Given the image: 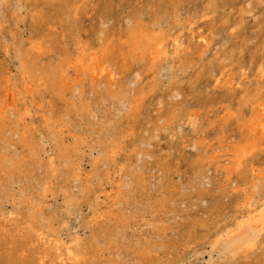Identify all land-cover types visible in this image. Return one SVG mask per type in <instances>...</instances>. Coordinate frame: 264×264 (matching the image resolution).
Returning <instances> with one entry per match:
<instances>
[{
	"label": "rangeland",
	"instance_id": "1",
	"mask_svg": "<svg viewBox=\"0 0 264 264\" xmlns=\"http://www.w3.org/2000/svg\"><path fill=\"white\" fill-rule=\"evenodd\" d=\"M69 1L0 0V73L17 78L13 50L37 42L36 75L60 85L59 69L75 63L78 47L116 44L138 24L166 37L191 27L214 38V49L194 54L183 72L169 45L160 73L128 64L110 91L84 84L74 98L51 86L36 96L45 108L26 137L13 124L0 128V264H264V231L234 255L219 247L264 207L260 188H250L264 170V138L241 168L234 164L236 149L253 142L251 101L264 88V0ZM220 70L227 82H216ZM45 114L67 121L64 152L43 129Z\"/></svg>",
	"mask_w": 264,
	"mask_h": 264
},
{
	"label": "bare ground",
	"instance_id": "2",
	"mask_svg": "<svg viewBox=\"0 0 264 264\" xmlns=\"http://www.w3.org/2000/svg\"><path fill=\"white\" fill-rule=\"evenodd\" d=\"M17 1H19V0H17ZM59 1H61V2L63 1V4H67V5L70 2L69 0H59ZM263 3H264V1H263ZM213 5H214V3H213ZM73 7L75 8L76 5ZM163 8H165V7H163ZM75 10H76V8H75ZM168 10H170V9H168ZM170 11L176 12V9L172 8ZM242 11H243V9H240L241 13L244 12V11L243 12ZM162 12H163V10H162ZM165 13H166V10L163 12V15H165ZM176 16H177V13H176ZM200 20H202V19H200ZM160 23H162V22H160ZM141 26L142 25H140V24L135 26L136 28L133 29L132 31L130 30L131 32L129 35L127 34L128 36L126 39L121 40L119 38V40H116V44H114L113 41H107V42L105 41L106 42L105 46L104 47L102 46V48L99 50H92V48H90L88 46L78 47L77 48L78 49V57L76 56L77 59L75 60V63L73 65H71L68 61L67 65L64 66V64H65L64 63L59 69L58 75H59V83H61L60 85H58V83L54 79H52L53 77L51 75H50L52 77V78L50 77L52 79L51 81L45 80L44 77L43 78L39 77L40 75H38V76L36 75V72H38V68H37L38 67V58L37 57L41 58L44 55L43 46L40 43L36 42L27 48H23V47L15 48L13 50V57L12 58H13V61L16 62L18 64V67L20 68V72L18 71L19 74L17 75V78L15 75H12V73H11V75L10 74L4 75V74H2V72L0 73V128L2 127V129H3V127H8L10 124L11 125L13 124L14 128L20 127V129H22V133H21L22 137H26V134L28 133L29 125L32 124L31 121L33 120L34 113L37 111H41L43 108H45L44 106H42L41 102L36 101V98H37L36 96L40 92H43L44 94H48L50 92L49 89L51 86L53 87V88H51V90H52L51 94H53L54 91L57 89V91L59 92V94L61 96H63L64 94L66 95L68 93L67 91H71V94L74 97L75 91L76 90L78 91L79 88L81 89L82 87H84L83 86L84 84L93 85L95 88L98 87V85H100V86L104 85V86H107V87H105L107 89V91H110V90H114V88H116V81L118 79V76L123 73L121 69L126 67L128 64H132V65L133 64L134 65L135 64H143L145 66H149V68H154V66H156V68H157V66H159L158 72L160 73L163 66L165 65L166 61L168 60L166 58V54H167V48L169 45H171L172 49L175 50L176 54H179V56H180V58H178L180 61L179 67L182 69L183 72L185 71V69H187V67L189 65L192 64V59H193L194 54H196L198 52L199 53V55H198L199 59L201 60L204 57V55L207 54V52H209L214 46V43H213L215 40L214 38H212L209 34H204L202 32H198L196 30L195 31L191 30V27H189L188 34L186 36H183V34L181 32H179L178 34H174L170 37H166V36L161 35V33H160L161 30H159V32H155V31H150L146 28H141ZM174 26H177V31L181 28V26L178 25L177 22H176V24L173 25V27ZM11 27H13V26H11ZM183 29H185V28H183ZM185 31H187V30H185ZM9 35H11V34H9ZM12 37L13 36H11V38ZM45 42H46V40H45ZM9 51L10 50H8L7 48H4V50H3L5 55H7L9 53ZM193 61H194V59H193ZM127 69H125V70H127ZM131 74H133V73H131ZM72 75H73V83L70 85L69 81H70V76H72ZM138 75H139V73L135 71L133 76H135V78H137ZM242 75L243 74H240V75L236 76V78L230 77L229 78V80H231L230 84L231 85H237L239 83V81H241ZM220 81L227 82V77H226L225 71H222V70L219 71V77L216 79V82H220ZM118 90L119 89H117L116 91H118ZM262 90L263 91L259 92V95L255 100L251 101L250 99H248L252 103L256 104V107H254V109H253L254 118H252L253 120L250 124L251 125L250 128L253 130L252 131L253 133L251 132V134H252L251 137H253V142L247 141L244 145H241L240 147H238L236 149V151L234 152V164H235L236 170H238L239 168H241L244 165V163L248 157H251L256 151H258L260 149V147H261L260 141H261V139L264 138V88ZM55 93H56V91H55ZM126 93H128V92H126ZM112 94H113V96H112ZM112 94L109 93V96H111L112 99H117L118 101H121L122 103L124 102L125 104L128 103V102L126 103V101H128L127 96L129 94L126 97L123 96L120 98L117 97L118 93L113 91ZM65 95H64V97H65ZM106 95H107V93H106ZM50 96H47V97H50ZM40 98H41V96H40ZM44 98H42V100ZM72 98H69V99H72ZM64 99L67 100V97ZM56 100H57V98H56ZM51 101H52V99H51ZM60 101H62V99ZM132 101H135V100L133 99ZM70 102H72V101H70ZM43 103H45V102H43ZM129 103H130V101H129ZM139 103L140 102H138V104ZM64 104H65V102H64ZM134 104H135V102H134ZM135 105H133V106H135ZM65 107H64V110H65ZM75 107H77L76 104H75ZM70 108H71V106L65 112L66 118L70 113ZM79 108H78V110H79ZM66 109H67V107H66ZM87 109H88V107H87ZM86 110L84 109V111H86ZM47 112L51 114L52 111H49V109H48ZM47 112L45 111V113H47ZM76 112L82 113V111H80V110L76 111ZM77 114H75V115H77ZM63 115H64V113H63ZM34 116H36V115H34ZM69 116H71V115H69ZM74 116L72 119H74ZM52 117H53V115L50 116L49 114H45V115L41 116L40 120L43 119L42 120L43 129H45V131L47 130V134H48L49 138H51L50 140L53 142L55 148H58L59 150L63 151L64 147H65L64 145L67 144V143L65 144V140L68 138V136L66 135L67 126L64 124L67 121L63 123L62 118L64 116L62 118L60 117L62 120H58V119L52 120ZM80 119H83V118H80ZM195 120H196V116H194L192 118L191 123L193 124ZM69 124H71V123H69ZM14 128H12V129H14ZM8 131H9V129H8ZM15 131H16V129H15ZM10 132H12V131L10 130ZM2 133L4 134L5 132H2ZM72 133H74V132H72ZM68 135H69V132H68ZM17 137H18V135H17ZM2 138H5V137H2ZM11 138H12V136H11ZM41 138H42V136H41ZM76 139H78V138H76ZM80 139H81V136H80ZM39 140H40V138H39ZM248 140H249V138H248ZM250 140H251V138H250ZM76 141L77 140H74L75 146H77L80 143L79 140H78L79 142L78 141L76 142ZM25 142H24V144H25ZM31 142H33V141H31ZM72 142H73V138H72ZM81 143H83V142H81ZM24 144H23V146H27ZM38 145L40 147L43 144L42 145L38 144ZM67 147H69V146H67ZM35 150L37 151V148ZM35 150H33V151H35ZM41 150H42V148H41ZM75 150H77L76 147H75ZM63 152H62V155H64ZM60 153H61V151H60ZM73 153L71 152V154H73ZM112 154H115V153L113 152ZM59 156H60V154H59ZM61 157H64V156H61ZM70 157H71V155H70ZM2 158H4V156ZM59 159H61V158H58V160ZM35 161L37 162V160H35ZM61 161H63V160H61ZM11 162H13V161H11ZM254 178L255 179L253 180V183L251 184L250 188L253 189V188L259 187L260 188L259 192L262 195V197H264V170L262 173L257 174ZM257 191L258 190H256L255 192L258 195L259 192H257ZM256 194H255V196H257ZM253 198H255V197L252 196L250 199V204H249L250 208L252 206ZM244 220L245 221L243 223H240V225L237 226V229H235L233 232L229 233L227 235L226 239H224L222 241L221 246H219L220 249L222 248V250H223L222 252H227V253L229 252L230 254L234 255L238 251H241V250L245 251L246 248H248L252 245L253 241L256 240L255 239L256 236L260 235L264 231V207L261 208L260 210L255 209V210L249 211ZM68 252L70 253L69 247H68ZM69 255H71V254H69Z\"/></svg>",
	"mask_w": 264,
	"mask_h": 264
}]
</instances>
